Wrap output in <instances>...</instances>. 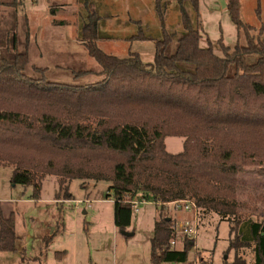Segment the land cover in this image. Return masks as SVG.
Masks as SVG:
<instances>
[{
	"label": "trees",
	"instance_id": "obj_1",
	"mask_svg": "<svg viewBox=\"0 0 264 264\" xmlns=\"http://www.w3.org/2000/svg\"><path fill=\"white\" fill-rule=\"evenodd\" d=\"M77 1L79 39L102 68L101 80L86 85L52 81L46 68L32 64L28 19L19 18L18 0H0L10 8L0 16V163L13 166V186H32L40 200L43 181L53 175L56 199L70 201L73 180L109 182L121 233L131 225L133 201L155 203L151 264H190L196 240L171 250L173 220L159 206L190 198L201 215L230 223L231 264H249L243 249L253 251L250 264H264V219L245 216L237 201L243 175L264 177V37L242 21L240 0L225 1L245 42L230 51L220 39L222 56L211 44L201 46L199 0H154L161 29L146 32L129 19L139 28L126 38L103 31L102 0ZM172 3L179 31L166 25ZM117 40L152 41L153 63L98 46ZM168 137L184 139L183 150L170 153ZM16 241L15 214H0V252L16 253Z\"/></svg>",
	"mask_w": 264,
	"mask_h": 264
},
{
	"label": "rangeland",
	"instance_id": "obj_2",
	"mask_svg": "<svg viewBox=\"0 0 264 264\" xmlns=\"http://www.w3.org/2000/svg\"><path fill=\"white\" fill-rule=\"evenodd\" d=\"M10 3L13 0H1ZM106 8L107 26L103 31L115 37L135 34L139 26L128 21H141L145 31L161 29L154 11V0H102ZM136 2V3H135ZM19 18L28 19L31 63L47 69L55 82L86 85L101 80V66L92 58L81 40L78 27L82 6L77 0H18ZM113 6V7H112ZM199 29L201 46L211 44L222 56L218 41L222 39L230 51L245 38L231 21L225 0H199ZM10 10L0 6V16ZM259 12V13H258ZM111 14V16L109 15ZM259 14V15H258ZM110 16V17H109ZM242 21L252 27V35L264 37V0H240ZM120 24H118V22ZM176 4L167 15V28L179 31ZM26 34L21 32L22 39ZM105 53L127 58L138 53L144 63H153L155 45L152 41H101ZM89 71L85 77L74 79L71 71ZM182 138L168 137L167 150L176 154L183 150ZM13 166L0 163V214H15L16 253L0 252V264H151L150 239L159 210L153 202L141 204L133 212L125 237L114 223V202L109 197L110 183L73 180L68 184L72 200L56 199L60 191L58 178L47 176L43 181L40 200H34L33 187L13 186ZM237 201L240 212L253 219H264V177L243 175ZM173 221L191 220L192 214L164 209ZM185 219V220H184ZM195 245L189 253L190 264H231L235 251L228 252L230 223L216 214L201 215ZM239 254L250 264L252 249ZM227 258V259H225Z\"/></svg>",
	"mask_w": 264,
	"mask_h": 264
},
{
	"label": "built area",
	"instance_id": "obj_3",
	"mask_svg": "<svg viewBox=\"0 0 264 264\" xmlns=\"http://www.w3.org/2000/svg\"><path fill=\"white\" fill-rule=\"evenodd\" d=\"M145 201L135 200L132 202L133 212H138V208ZM160 207L164 209L172 208L175 213L182 212L185 214H192L191 220L186 221H173L172 231L174 238L170 241L169 247L171 250L177 248L180 243H184L186 240L196 239L199 229V209L193 199L186 198L182 200H176L167 203H160ZM174 264V263H171Z\"/></svg>",
	"mask_w": 264,
	"mask_h": 264
},
{
	"label": "water",
	"instance_id": "obj_4",
	"mask_svg": "<svg viewBox=\"0 0 264 264\" xmlns=\"http://www.w3.org/2000/svg\"><path fill=\"white\" fill-rule=\"evenodd\" d=\"M168 221H170V219H168ZM122 235L125 237H132L133 233H129V232L124 231V232H122ZM225 259H227V258H225Z\"/></svg>",
	"mask_w": 264,
	"mask_h": 264
},
{
	"label": "crops",
	"instance_id": "obj_5",
	"mask_svg": "<svg viewBox=\"0 0 264 264\" xmlns=\"http://www.w3.org/2000/svg\"><path fill=\"white\" fill-rule=\"evenodd\" d=\"M134 1H135V0H134ZM132 2H133V0H132ZM136 2H137V0H136ZM136 2H135V3H136ZM60 201H61V200H60ZM145 203H146V202H145ZM154 204H155V203H154ZM184 220H185V219H184ZM153 229H154V228H153ZM152 233H153V232H152ZM195 240H196V239H195ZM182 245H183V244H182V243H180V244L177 246V248H180V247H182Z\"/></svg>",
	"mask_w": 264,
	"mask_h": 264
}]
</instances>
